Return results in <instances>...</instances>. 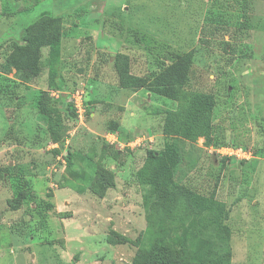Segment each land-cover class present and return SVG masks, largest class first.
I'll list each match as a JSON object with an SVG mask.
<instances>
[{"label":"rangeland","instance_id":"obj_1","mask_svg":"<svg viewBox=\"0 0 264 264\" xmlns=\"http://www.w3.org/2000/svg\"><path fill=\"white\" fill-rule=\"evenodd\" d=\"M46 19L51 43L23 70L12 44ZM116 52L130 79L190 53L188 81L174 100L121 87ZM196 92L215 97L213 131L177 141L173 180L212 200L203 213L136 178L163 113ZM200 240L201 264H264V0H0V264H195Z\"/></svg>","mask_w":264,"mask_h":264},{"label":"trees","instance_id":"obj_2","mask_svg":"<svg viewBox=\"0 0 264 264\" xmlns=\"http://www.w3.org/2000/svg\"><path fill=\"white\" fill-rule=\"evenodd\" d=\"M46 21L43 25L30 24L23 35V43L12 44L13 53L19 60V67L23 70H38L41 49L51 43V25L48 19ZM191 62L190 53L178 54L170 62L159 65L157 70L130 79L128 77V54L116 52L114 55V67L121 87L130 84L137 89H144L150 95L173 100L177 98V86L185 85L188 81ZM215 104L216 100L213 94L196 92L189 97L182 109L166 110L163 113L161 128L165 137L164 147L158 153L148 150L142 166L136 171L138 181L149 185L152 194L164 196L165 190L170 185L176 195L184 198L188 212L199 211L203 213L209 211L213 204L211 199L209 200L188 187L174 182L173 176L182 159L177 141L180 139L194 140L199 136H203L205 139L211 138L213 131L212 112ZM38 105L39 113L46 118L51 135L56 136L57 128L62 119L60 109L47 106L41 95L38 99ZM111 128L115 129L116 123H113ZM209 223L219 225L220 221L219 218H213ZM207 224L203 226L207 227ZM185 240L186 234L183 233L179 241L180 245H184ZM206 247L205 240H200L196 245L193 252L195 264H201L200 255ZM158 258V256L147 254L145 258L139 259L135 264H163V261Z\"/></svg>","mask_w":264,"mask_h":264},{"label":"built area","instance_id":"obj_3","mask_svg":"<svg viewBox=\"0 0 264 264\" xmlns=\"http://www.w3.org/2000/svg\"><path fill=\"white\" fill-rule=\"evenodd\" d=\"M80 95L79 93H76V96L73 97V100L75 102V106H78V99ZM140 142L134 144V145H139ZM222 151H220L223 155L226 156H235L238 157L239 159H248L249 155L241 146H234V145H227L221 147Z\"/></svg>","mask_w":264,"mask_h":264}]
</instances>
